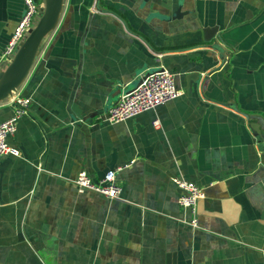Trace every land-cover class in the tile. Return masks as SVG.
<instances>
[{
    "label": "crops",
    "instance_id": "obj_1",
    "mask_svg": "<svg viewBox=\"0 0 264 264\" xmlns=\"http://www.w3.org/2000/svg\"><path fill=\"white\" fill-rule=\"evenodd\" d=\"M95 2L65 0L21 85L33 101L8 139L19 154L0 157V264H264V0H183L169 21L180 0ZM25 9L0 0V71ZM162 66L178 98L101 120ZM12 114L0 102V122ZM83 169H118L121 198L79 192ZM178 175L203 188L197 230Z\"/></svg>",
    "mask_w": 264,
    "mask_h": 264
},
{
    "label": "built area",
    "instance_id": "obj_2",
    "mask_svg": "<svg viewBox=\"0 0 264 264\" xmlns=\"http://www.w3.org/2000/svg\"><path fill=\"white\" fill-rule=\"evenodd\" d=\"M26 9L18 22L9 42L2 53V58L10 61L16 54L20 43L28 36L43 11L44 0H24ZM182 94L176 84L174 72L164 66L151 71L148 76L142 77V82L130 91L121 95L119 100L112 105L101 117L102 121L119 123L134 118L137 115L154 109L164 103L178 98ZM8 104L13 107V114L0 122V157L19 151L12 147L8 139L13 136L19 121L30 112L32 97L24 95L21 87L18 88L8 99ZM158 124L157 121H155ZM118 169L109 170L102 178H94L87 170H81L74 179V185L81 193L92 192L110 200H119L122 195V187L117 180ZM174 183L180 190L179 205L182 210L189 214L187 224L193 229L200 228L198 205L204 197L203 188L183 176H176Z\"/></svg>",
    "mask_w": 264,
    "mask_h": 264
},
{
    "label": "water",
    "instance_id": "obj_3",
    "mask_svg": "<svg viewBox=\"0 0 264 264\" xmlns=\"http://www.w3.org/2000/svg\"><path fill=\"white\" fill-rule=\"evenodd\" d=\"M64 2L65 0H44L43 11L36 25L30 29L28 36L20 43L16 54L10 59L7 67L0 71V102L8 99L18 88L21 87L29 76L41 47L47 41L49 34L59 23L64 8ZM100 3L101 0H96L95 8H97V10H102ZM182 6L183 0H180L177 10L172 15H165L163 18L168 21L181 18L185 13L182 11ZM216 30L217 27H210V29L205 31V33L211 35L205 37V41L209 44L214 40V32ZM211 46L221 51V59L223 62L220 67H222L227 61V52L219 45L215 44ZM155 70L157 69L148 71L145 73V76H148L151 71ZM200 78L201 75L199 71H192L187 75V81L192 79L198 82ZM207 78V76L204 78V83H207ZM141 82L142 78L138 84ZM261 127L263 130L261 138L264 140V126Z\"/></svg>",
    "mask_w": 264,
    "mask_h": 264
}]
</instances>
